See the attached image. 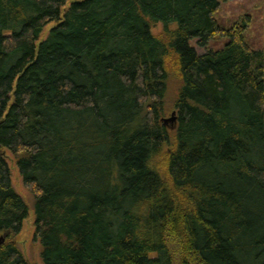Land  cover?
<instances>
[{"label": "trees", "instance_id": "trees-1", "mask_svg": "<svg viewBox=\"0 0 264 264\" xmlns=\"http://www.w3.org/2000/svg\"><path fill=\"white\" fill-rule=\"evenodd\" d=\"M221 1L0 0V264H28L5 151L43 264H264V13L255 49Z\"/></svg>", "mask_w": 264, "mask_h": 264}, {"label": "rangeland", "instance_id": "rangeland-1", "mask_svg": "<svg viewBox=\"0 0 264 264\" xmlns=\"http://www.w3.org/2000/svg\"><path fill=\"white\" fill-rule=\"evenodd\" d=\"M69 1L70 0H67L66 6L68 5ZM263 2L264 0L221 1L219 10L216 13V19L222 27L226 28L231 26L233 22L238 20L243 15H250L251 21L247 30L245 31V39L252 48L259 49L262 47V18L264 13ZM48 27L49 26L44 29L43 35H45ZM173 28V25L169 26V29ZM163 30L164 28L162 23L152 24L151 26V32L153 34L166 37V32H163ZM225 42V38L211 39L209 40L206 48L198 47L196 45V40H192L191 44H194L196 50L201 53L205 49H218L222 47ZM170 79L171 80H169L168 84V95L173 98V96L177 93L179 81L177 80V78L172 76L170 77ZM173 113H176L174 109H168L167 112L164 113V116H162V119L164 120L172 117ZM166 124H169L171 127L174 126L170 121H167ZM4 153L10 168L13 187L15 188L17 193H19L23 197V199L29 206V216L23 221L22 228L20 232L15 236V238H13V241L20 248L28 264H43L40 258V246L39 244H36V242H34L32 238L34 232L32 196L29 193V190L22 183L21 177L18 173L15 162L11 157L10 152L5 151ZM0 236H2L5 240V236L3 234H0Z\"/></svg>", "mask_w": 264, "mask_h": 264}, {"label": "water", "instance_id": "water-1", "mask_svg": "<svg viewBox=\"0 0 264 264\" xmlns=\"http://www.w3.org/2000/svg\"><path fill=\"white\" fill-rule=\"evenodd\" d=\"M175 120V113H173V116L168 118V119H164L165 122L170 121L171 123H173ZM4 238L2 236H0V244L3 242Z\"/></svg>", "mask_w": 264, "mask_h": 264}]
</instances>
